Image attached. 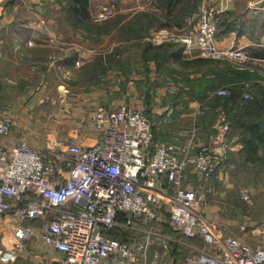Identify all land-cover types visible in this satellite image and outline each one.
<instances>
[{"label":"built area","instance_id":"2783aa9c","mask_svg":"<svg viewBox=\"0 0 264 264\" xmlns=\"http://www.w3.org/2000/svg\"><path fill=\"white\" fill-rule=\"evenodd\" d=\"M252 6L264 9V2ZM223 11L202 0L184 26L153 29L148 39L248 67L255 59L251 53L219 44ZM92 13L96 21L116 14L104 0ZM215 93L227 95L231 89ZM85 114L82 126L91 122L95 143L68 136L46 147L30 143L19 117L0 114V262L27 252L36 264H161L164 253L181 241L166 232L169 225L182 237L202 240L197 245L182 239L190 247L185 264H264V244L218 233L204 210L207 189L190 180L191 172L205 181L212 177L219 165L214 145L156 141L154 124L141 106L98 104ZM219 149L227 156L231 146L222 141ZM243 197L251 195L246 191ZM114 229L125 230L127 240L113 236ZM155 245L163 253L152 250Z\"/></svg>","mask_w":264,"mask_h":264},{"label":"crops","instance_id":"0c3cea01","mask_svg":"<svg viewBox=\"0 0 264 264\" xmlns=\"http://www.w3.org/2000/svg\"><path fill=\"white\" fill-rule=\"evenodd\" d=\"M97 1L91 0L92 11L97 8ZM208 1L224 10L223 19L231 16L234 20L231 30L222 31L221 27L219 44L244 48L255 58L256 61L252 60L253 62L264 67V9L252 6L254 2L263 3L264 0ZM125 2L126 0H111L109 4L112 3L119 10L118 7ZM65 5V0H0V114L10 113L19 117L21 128L28 135L30 143L37 147H46L47 144L52 145L60 138L68 136L83 144L95 143L97 133L91 122L82 126V119L88 110L95 109L98 104L110 107L141 106L154 124L156 141H170L179 145L193 142L214 145L218 150L219 165L212 177L205 181L198 173H190L193 184L203 185L207 189L208 195L204 204L206 215L215 222L220 235H232L254 246L264 244V240L259 237H252L241 231L247 224L253 226L255 232H261L264 222L263 227L256 224V218L255 224L251 219V224L246 222L249 218L245 211L246 206L252 204L243 197V193L248 190L242 187L240 191L235 190L241 186H237V182L243 176L254 174L252 172L255 171L239 164L238 153L234 152L243 148L241 143H230L229 153L233 154L220 155L219 148L229 132L226 130L223 134L220 127L224 113H219L217 117L213 113L206 116L209 104L201 94L204 87L195 90L192 86L193 80L200 78L202 72L203 75L208 73V67L204 69L207 64L193 61L205 56L197 49H187L182 44L171 47L172 53L167 58L147 60L140 46L133 47L134 52L126 55L127 50L120 48L121 42L127 44L123 41L102 52L94 51L90 44L78 46L75 35L77 31L71 29L72 24H67L70 22L63 9ZM235 22L237 24L233 28ZM240 24L243 25L242 28ZM66 36H74L77 40H62L58 49H55V54L50 56L56 75L60 78L56 82V89L66 84L76 87L77 83H83L87 89L79 91L80 88L76 87L69 94L60 93L55 100L46 90L51 83L48 84L45 74L52 69L51 65H45L48 59L46 40L65 39ZM102 37L105 38V35ZM117 46L120 50L118 54L108 56L115 52ZM136 54L138 56L135 57ZM109 57H118L124 65L111 66ZM97 60L104 63V70L99 69L101 66L97 69ZM80 64L87 65L92 74L88 80L79 79L81 81L77 82V72L72 73L70 69L76 70ZM67 71L68 75L65 73ZM32 72H37L34 78L30 77ZM63 74L65 76H61ZM64 77L71 81L63 79ZM74 99H77L79 106H72L71 101ZM43 102L58 104L56 103L54 111L48 108L43 110L44 108H40ZM60 134L64 136H57ZM137 224L143 225L142 220L138 219ZM164 228L167 233L181 237V241L183 239L197 245L202 243L198 237H182L180 232L169 225ZM181 241L173 243L171 249L164 253L167 264L185 262L190 247ZM155 249L163 253L161 245L153 246L152 250ZM32 251L37 253L34 248ZM42 255L46 257L45 254ZM26 259L33 260L31 257ZM33 264H36L35 259Z\"/></svg>","mask_w":264,"mask_h":264},{"label":"trees","instance_id":"16d2710c","mask_svg":"<svg viewBox=\"0 0 264 264\" xmlns=\"http://www.w3.org/2000/svg\"><path fill=\"white\" fill-rule=\"evenodd\" d=\"M66 5L63 7L64 11L68 14V19L71 24L76 28L84 32L91 37L100 39L105 34H111L115 31L121 32V40L128 41L134 38L141 32L154 28H160L159 26H182L186 17L194 12L201 0H159L161 4L165 5L166 12L160 18L159 16L148 12L137 13V22L131 21V19L124 23L122 22L123 16L116 19L115 22L96 21L93 17L91 10V0H65ZM231 16L222 18L218 35H221L222 31H229L234 24V20ZM230 18V19H229ZM100 23V24H99ZM158 25L155 27V24ZM235 25L233 26L236 27ZM243 27L242 24L239 25ZM151 33V32H150ZM144 36V35H141ZM137 44L141 47L140 43L135 41L128 42V46L131 48ZM177 43L165 42L161 45L153 46L150 42L144 48V56L149 58H167L171 53V47H176ZM157 48L160 51L149 52L150 49ZM127 50V49H126ZM117 46L115 52H111L108 56L117 55L119 52ZM165 53V54H164ZM115 58V57H114ZM108 59L111 66L124 65L122 62L119 64L118 59ZM207 58V57H206ZM209 58V57H208ZM99 59V58H98ZM101 60V59H100ZM97 60L96 66H101L100 70H104V63ZM194 63L204 62L209 65L208 74L203 75L198 79H194L192 82L193 88L201 89L204 87L201 94L206 99V103L209 104L206 116L213 113L214 116H218L223 112L225 115V121L230 124L228 137L230 141L235 143H241L243 148L239 150L237 158L239 164L242 166L254 170L260 171L264 169V74L259 73L257 70L249 71V69H239L234 65H230L226 60L219 59H203L197 58ZM127 64V63H126ZM96 71V69H94ZM209 70H212L210 72ZM216 74L210 76L209 74ZM188 78V77H187ZM253 82L252 87H247V82ZM227 85L231 87V95H221L215 92L212 93L218 85ZM245 88L252 90L254 96L247 98L244 96ZM233 154V152H230ZM229 153V155H231ZM113 236H116L122 240H127V233L125 230L114 229L111 231Z\"/></svg>","mask_w":264,"mask_h":264},{"label":"rangeland","instance_id":"374dc122","mask_svg":"<svg viewBox=\"0 0 264 264\" xmlns=\"http://www.w3.org/2000/svg\"><path fill=\"white\" fill-rule=\"evenodd\" d=\"M99 1H102V0H99ZM104 1L109 3L111 0H104ZM201 1H200V4H201ZM111 6L115 10L116 14L113 17L107 19V21L105 20L106 22H115L116 19H119V17L123 16L122 22L125 21L124 23H126L131 19V21H134V23H135V22H137L138 17H141V15L138 16L137 13H139L141 11L148 12V14L150 13V16L152 14H155V15L159 16L160 18H162V16L166 12L165 5L161 4L159 0H126L125 3L121 4L118 7L119 10L115 9L117 7H114L113 5H111ZM67 24L71 25V22L67 23ZM185 24H186V20L184 21L182 26H184ZM157 25H158V23L155 24V27ZM173 26H177V25H173ZM60 27H62V26H60ZM159 27H164V25H161ZM169 28H171V27H169ZM71 29L73 31H77V34H75V35H77L78 40L76 38H74V36L73 37L72 36H66L65 39L47 38V40H46V45H47L46 46L47 47L46 48V51H47L46 56L48 55V59H47V61H45V63H46L45 65H51L52 66V69L50 71H47L46 74L44 73L46 75V78L48 79V82H49L48 84L51 83L50 86H47L46 90H48L47 91L48 95L53 97V99H55V100H57L59 98L60 93H63L64 95L69 94L71 91H74V89H76V87L80 88V90L78 89L79 91L87 89L86 85H82L83 83L81 85H80V83H77L78 86H76V87L75 86L70 87V85L66 84L63 87L61 86L60 88L58 87V89H56V87H57V86H55L56 82L60 81V78H59L58 74L56 75V69L54 68V62L50 61L51 60L50 56L55 54V49H58V46H60L59 44H61L62 40H65L66 42L77 40L78 46H83V44H86V45L90 44L91 46H93L92 48L95 49L94 51L98 50L99 52H102V50H107V48L111 47L115 43H119V42L123 41L120 39L122 35H121V32L119 30L115 31L111 34H105V38L102 37L98 40H97V38H95L94 40H92L89 35L84 34L81 30L76 29L73 26ZM150 32H152V31H150ZM150 32H149V30H147V31L141 30V32L139 34H137L136 37L131 38V40H128V41H123V42L127 43L126 45H125V43L121 42L120 48L121 49H123V48L127 49L126 55H131L130 53L131 52L133 53L134 50H133V48L128 46V42L135 41V43H140L141 50H143V52H144L145 46L148 45L149 42L153 46L161 45V44H154L151 40L148 39V36L151 34ZM73 33H75V32H73ZM141 35H144V36H141ZM138 45L139 44H137L136 46H138ZM156 51H160V49L152 47V49L149 52H156ZM134 56L136 57L138 55L136 54ZM203 58L209 59L208 57L207 58L203 57ZM116 59H118V57H115V60ZM253 61H256V60H253ZM253 61H251L248 65H245V66H248L245 68H240L236 62L231 61V60H226L225 62H228L230 65H234L235 67H238L239 69H249V71L250 70L251 71L257 70L259 73L264 74V67H262V66L260 67V65L257 64V62H253ZM258 62H261V61H258ZM119 63H120V61H119ZM262 64H263V61H262ZM80 65H82V64H80ZM80 65H79V68L76 70L70 69L72 73L77 72V74H76V75H78L77 82L81 81V80H83V81L88 80L90 75L92 74L91 69L87 65H82L83 67H80ZM141 66H143V65H141ZM263 66H264V64H263ZM207 67H209V65L205 66L204 69H206ZM136 68H138V67H134V69H136ZM144 68H145V66H144ZM138 69H140V68H138ZM142 70H143V72L145 71L144 69H142ZM65 73H67V75L69 74L68 71ZM207 74L208 73H206L205 75H207ZM30 75H31L30 76L31 78H34L33 76L37 75V72H35V73L32 72ZM61 76H65V75L63 74ZM201 77H203V72H202ZM63 79H67V78L64 77ZM79 79H81V80H79ZM67 81H71V79H67ZM262 81L264 82V80H262ZM247 84H249V87L250 86L252 87L253 82L252 81L247 82L246 85ZM67 86H69V87H67ZM225 87H228L231 89V87L228 86V84L227 85H225V84L218 85L214 90H212V93L217 91L219 88H225ZM66 88H68V89H66ZM248 88H245L244 96L247 92H250L254 96V93L252 92V90H250ZM194 89L197 90L196 88H194ZM227 95H231V94H227ZM65 100H66V97L64 96V101ZM67 101H66V103H67ZM76 101H77V99H74L71 101L72 106H79L78 102H76ZM56 103L51 102L50 104H47L46 102H43L42 107H40V108L41 109L44 108L43 110H46V108H48L51 111H54V109H56ZM220 127L225 128L228 131L230 129V124L225 121V115H224L223 123L220 125ZM57 136H64V135L60 134ZM224 141L226 143H228L230 146H231L230 143H234V142L230 141L228 134H226V139H224ZM250 172H252V171H250ZM252 173H254V174L249 173L247 176H243L241 178V180L239 182H237V186H238V184H240L241 186L236 188L235 190L240 191L241 187H242V189L246 188L248 190V193L251 195V197L248 201H251L252 204H247L246 210H245L248 213V217H249L246 220V222L251 224L249 222V220L251 219L250 221L254 222V220L256 218L257 220H255V221L257 223L254 222V224L256 223V224H258V226L263 227L264 226V224H263V222H264V169L260 170V171H255ZM217 196L220 197L219 195H217ZM262 224H263V226H262ZM241 231L247 235H251L252 237H259L261 240H264V229H262L261 232H259L260 230L259 231L256 230V232H255L253 229V226L245 224L244 229H241ZM3 233L5 235L6 241L11 242L10 230L8 228L3 227ZM23 254L25 255V254H27V252H25ZM23 254L18 255V257L15 260L2 261V262H0V264H33V260L26 259L27 256L25 255V257H24ZM29 255H31V253H29ZM183 263H185V262H181V264H183ZM161 264H167V261L163 260L161 262Z\"/></svg>","mask_w":264,"mask_h":264}]
</instances>
